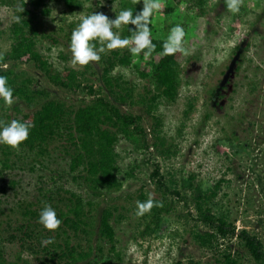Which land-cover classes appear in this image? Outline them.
Here are the masks:
<instances>
[{
	"label": "rangeland",
	"instance_id": "374dc122",
	"mask_svg": "<svg viewBox=\"0 0 264 264\" xmlns=\"http://www.w3.org/2000/svg\"><path fill=\"white\" fill-rule=\"evenodd\" d=\"M19 1L0 0V53L9 50ZM75 1L79 7L69 8L63 0H46L34 10L36 46L58 69L84 70V83L92 87L93 94L88 88L71 93L56 87L31 63L13 66L32 77L37 87L48 90L51 98L77 107L95 95L111 98L121 93L125 100L118 102L121 110L141 117L140 137L148 147L121 142L117 151L123 186L105 199L116 211L111 221L123 257L121 264H218L225 252L237 256L240 264H256L236 238L200 244L196 235L211 230L197 221L190 191L182 189V182L193 175L192 182L208 191L222 178L225 182L209 203L212 212L227 215L237 230L247 229L257 236L264 249V0H242L238 14L228 11L227 0H205L204 14L193 22V42L184 45L173 102L153 98L154 82L141 77L133 67L138 62L133 53L130 65L114 64L109 72L118 80L114 94L101 80V72L117 49L106 50L99 62L86 66L71 63L69 39L80 20L92 13H103L112 20L124 10V0ZM135 1L143 6L150 2ZM151 2L160 5L151 21L154 37L167 40L174 26L184 27L186 0L178 4L175 0ZM168 3L173 7L171 13L163 12ZM124 26L113 31L122 37ZM140 67L150 70L147 65ZM52 158L54 168L61 160ZM156 165L167 181H177L180 196L157 187L150 176ZM130 168L133 173L128 177ZM29 177L26 174L24 182ZM149 198L166 209L153 232H149L154 227L149 212L139 217L135 214L137 201ZM1 246L8 258L16 251V245Z\"/></svg>",
	"mask_w": 264,
	"mask_h": 264
},
{
	"label": "trees",
	"instance_id": "16d2710c",
	"mask_svg": "<svg viewBox=\"0 0 264 264\" xmlns=\"http://www.w3.org/2000/svg\"><path fill=\"white\" fill-rule=\"evenodd\" d=\"M45 1H19L18 18L11 26L9 50L0 53V76L7 77L15 99L11 106L0 99V123L20 120L35 124L28 139L19 148L0 145V264H121L123 257L117 248L111 221L116 211L113 205L105 204V199L123 186V170L117 151L121 142L132 143L136 148L148 147L144 137H140L143 132L141 117L121 110L118 102L125 101L121 93L111 98L95 95L88 103L77 107L51 98L48 90L37 87L32 77L13 66L14 63H31L52 85L71 93L88 88L93 94L92 87L84 83V70L68 66L58 69L45 53L38 50L34 10ZM63 1L69 8L79 7L75 0ZM175 2L178 4L183 0ZM186 3L183 48L193 42V22L204 14L205 0H186ZM122 7L132 10L134 15L143 9V5L135 0H124ZM172 11L173 7L168 3L163 12ZM133 27L125 25L122 29L121 38H129L130 45L122 51L119 48L113 51V57L105 61L102 68L101 80L112 94L113 87L119 85L109 72L114 64H131L130 49L134 45L130 38L134 33L129 28ZM151 39L155 50L147 56V49L135 55L138 62L133 67L141 77L153 80L156 89L153 98L161 97L173 102L177 96L179 62L183 52L165 55L163 46L166 39L154 37L152 30ZM145 58L147 61H144ZM141 65H147L150 70ZM139 138H142L143 145ZM227 141L233 146L231 138ZM153 146L156 144L153 143ZM53 155L61 160L54 168L55 159L51 161ZM129 170L126 173L128 177L133 173L132 168ZM26 174L30 177L24 182ZM150 176L163 192L181 195L177 181H167L159 166L154 167ZM193 178L192 175L187 182L183 181L182 189L190 191L197 221L211 230L196 235L200 244H210L216 238H236L256 264H264L261 240L247 229L237 230L227 215L214 214L209 206L225 181L218 179L211 189L204 191L200 184L192 182ZM44 203L55 208L62 220L55 231H47L37 223ZM165 211L160 203L155 202L148 213L154 219V227L149 232L155 230ZM47 239L53 242L43 244L42 241ZM6 243L16 245L11 258L2 249L1 245ZM217 263L240 264L238 257L230 252L223 253ZM176 264L182 263L177 261Z\"/></svg>",
	"mask_w": 264,
	"mask_h": 264
},
{
	"label": "clouds",
	"instance_id": "9594fccd",
	"mask_svg": "<svg viewBox=\"0 0 264 264\" xmlns=\"http://www.w3.org/2000/svg\"><path fill=\"white\" fill-rule=\"evenodd\" d=\"M242 0H227V9L232 14H238L241 10ZM160 5L150 2L143 6L142 11L134 15L133 11L121 10L115 19L110 20L103 13H92L84 16L78 26L73 30L70 38V51L72 54L71 63L76 66H86L90 62H99L101 54L106 50L111 51L118 48L127 47L130 43L129 38H121L113 29L119 28L121 25H132L129 31L134 35L130 38L134 47L130 52L139 55L147 49L145 55H150L155 50V45L151 39V17L154 10L159 9ZM186 33L184 28L177 24L174 26L164 42L163 51L165 55H173L177 52H184V37ZM101 46L97 48L96 43ZM13 88L8 85L7 77L0 76V99L8 106L15 103ZM35 124H28L20 120H12L8 123H0V145L9 146L13 149L28 139L31 128ZM155 206L152 198L147 201H137L135 214L143 216L150 212ZM37 223H39L47 231H55L62 223L58 218L57 211L51 205L44 203L41 208ZM52 239L42 241L43 244H51Z\"/></svg>",
	"mask_w": 264,
	"mask_h": 264
}]
</instances>
